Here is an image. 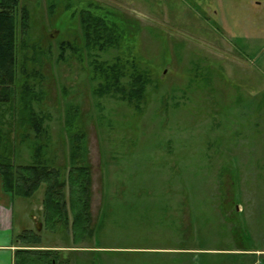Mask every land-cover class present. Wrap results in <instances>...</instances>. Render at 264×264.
Returning <instances> with one entry per match:
<instances>
[{
    "label": "rangeland",
    "instance_id": "obj_1",
    "mask_svg": "<svg viewBox=\"0 0 264 264\" xmlns=\"http://www.w3.org/2000/svg\"><path fill=\"white\" fill-rule=\"evenodd\" d=\"M21 5L29 26L18 47L28 48L18 52L17 90L25 80L42 92L35 110L47 117L43 158L62 165L69 136L78 134L91 165L97 225L79 257L91 264H264V0ZM82 10L116 28L118 48H83ZM62 42L78 53L61 54ZM116 56L149 75L139 110L94 96V62ZM70 107L76 114L67 129ZM31 161L21 146L15 163ZM42 190L15 198L11 232L36 230L43 246L70 250L45 229Z\"/></svg>",
    "mask_w": 264,
    "mask_h": 264
},
{
    "label": "trees",
    "instance_id": "obj_2",
    "mask_svg": "<svg viewBox=\"0 0 264 264\" xmlns=\"http://www.w3.org/2000/svg\"><path fill=\"white\" fill-rule=\"evenodd\" d=\"M29 13L21 0H0V179L2 189L13 198L29 199L42 187V218L48 232L59 233L70 250L42 245L40 233L24 230L17 235L19 246L14 252L13 264H91L79 257L89 251L88 244L96 230V217L92 216V172L87 160L83 135L72 134L67 143V157L62 165L52 167L43 158L48 149L47 117L35 110L42 92H34L23 81L18 88L17 56L26 44L18 47V37L25 42ZM80 37L83 48L105 51L118 48L120 34L102 16L90 10L79 15ZM78 53L68 42L59 45ZM94 79L99 80L93 90L96 97H111L132 104L136 110L143 103L149 75L135 62L123 61L121 56L112 62H94ZM71 107L64 118V128L71 127L74 115ZM31 152V163L16 164L20 147ZM84 243L85 246H79ZM249 251V250H247ZM69 252V253H68ZM71 252V253H70ZM74 256V257H73ZM78 256V257H77Z\"/></svg>",
    "mask_w": 264,
    "mask_h": 264
},
{
    "label": "crops",
    "instance_id": "obj_3",
    "mask_svg": "<svg viewBox=\"0 0 264 264\" xmlns=\"http://www.w3.org/2000/svg\"><path fill=\"white\" fill-rule=\"evenodd\" d=\"M15 198L5 193L0 179V264H13L17 249V234L11 232L12 212Z\"/></svg>",
    "mask_w": 264,
    "mask_h": 264
},
{
    "label": "water",
    "instance_id": "obj_4",
    "mask_svg": "<svg viewBox=\"0 0 264 264\" xmlns=\"http://www.w3.org/2000/svg\"><path fill=\"white\" fill-rule=\"evenodd\" d=\"M40 228V225H38V229Z\"/></svg>",
    "mask_w": 264,
    "mask_h": 264
}]
</instances>
